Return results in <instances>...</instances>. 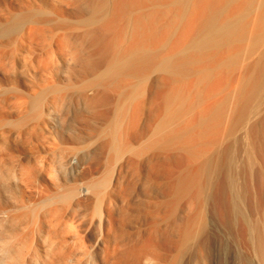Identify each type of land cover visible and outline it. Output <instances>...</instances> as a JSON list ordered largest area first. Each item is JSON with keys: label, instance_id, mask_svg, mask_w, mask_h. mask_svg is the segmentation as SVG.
Listing matches in <instances>:
<instances>
[{"label": "bare ground", "instance_id": "6f19581e", "mask_svg": "<svg viewBox=\"0 0 264 264\" xmlns=\"http://www.w3.org/2000/svg\"><path fill=\"white\" fill-rule=\"evenodd\" d=\"M176 1L184 10L189 0ZM165 2L113 0L107 8L109 0H92L90 12L79 23L60 22L56 26L64 30L57 35V50L70 49L82 72L95 74L80 88H104L92 97L84 94L89 107L107 103L110 96L106 89L117 93L124 103L133 98L141 100L135 105L137 118L129 133H125L124 143L145 137L134 153L140 156L151 150L161 158L155 165L162 166L167 177L163 191L166 202L147 210L152 217L148 220L149 234L156 236L161 232L154 213H162L164 221L173 223L170 230L176 234L170 233L177 235L178 240L166 241H169V250L170 244L175 243L177 254L167 256L158 251L166 238L158 245L154 244L158 239L127 243L122 238L118 241L122 243L114 249L113 261L115 264H162V261L184 264L180 254L191 243L207 250L209 228L202 213L205 208L214 211L222 222L230 210V222L225 226L228 230L234 229L238 234L236 240L264 264V113H261L264 107V0H199L198 16H159L162 12L157 5ZM145 4L147 16H131L132 6ZM104 10H108L109 16H101ZM37 13L27 7L13 14L1 32L16 33ZM181 17H187L183 25L179 22ZM76 28L83 29L77 32ZM132 78L141 81L129 85L127 81ZM150 82L156 89L147 107V128L141 132L138 122L146 104L143 95ZM54 91L60 90L53 88L51 92ZM40 101L41 96L33 99L34 114H38ZM124 103L114 107V119L106 132L108 144L116 152L126 146L119 139L126 112ZM96 114L105 121L109 118V112ZM244 136L249 139V147L246 150L240 147L238 152L247 154L254 163L249 167L250 161L247 162L241 171L245 185L239 195L232 193L237 172L232 144L239 143ZM79 137L72 140L78 141ZM175 150H180V155L173 166L171 152ZM137 165L133 163V172ZM218 179L220 182L216 183ZM105 184L107 180H100L91 188L99 190ZM129 191L136 193L134 187ZM239 197L246 199L247 206L256 200L249 212L252 218L238 204ZM181 204L188 206L190 214L177 222ZM8 244L3 243L4 252L9 250ZM3 260L1 257L0 262Z\"/></svg>", "mask_w": 264, "mask_h": 264}, {"label": "rangeland", "instance_id": "374dc122", "mask_svg": "<svg viewBox=\"0 0 264 264\" xmlns=\"http://www.w3.org/2000/svg\"><path fill=\"white\" fill-rule=\"evenodd\" d=\"M90 1L0 0V258L4 259L0 264H111L116 258L114 249L122 243H118L122 238L127 243L158 239L160 242L152 241L156 245L163 243V238L172 240L170 242L178 240L177 235L171 236L175 233L170 230L173 223L164 221L162 213L158 212L154 215H157L161 235L158 233L152 238L149 234L152 217L147 210L155 209L167 199L163 194L167 180L165 170L155 165L161 158L154 156L151 150L140 156L134 153L145 137L124 143L125 133H129L137 118L135 105L141 100L133 98L124 103L117 93L106 89L110 96L107 103L89 107L83 96L92 97L102 87L85 90L80 87L95 74L85 75L80 64L73 60L70 49L57 50V35L64 30L56 26L60 22L79 23L90 12ZM174 1L158 4L162 12L159 16H198L199 0H189L184 10ZM112 3L113 0H109L107 8ZM27 7L39 13L16 33L3 34L2 26L13 14ZM147 11L146 4L134 5L131 16H147ZM101 16H109L108 10ZM186 20L187 17H181L179 22L183 25ZM140 81L132 78L127 82L131 85ZM53 88L60 91L51 92ZM155 89L150 82L143 95L146 104L138 122L141 132L147 128V107ZM36 96H41L38 114H34L36 108H32ZM121 103L126 105V112L121 120L119 139L121 145L126 146L116 152L108 144L106 132L114 119V107ZM99 112H109L108 120H102L96 114ZM75 136H80L78 141L72 140ZM248 145L249 139L245 136L239 143L232 144L237 169L234 194L240 195L244 189L241 171L245 164L250 161V167L254 163L247 154L238 152L240 147L246 150ZM173 146L178 147V144ZM179 155L180 150L171 152L173 166ZM135 162L138 165L133 172ZM212 178L215 181V172ZM100 180H107V184L99 190L91 188ZM131 187L136 189L134 195L129 191ZM245 201L239 197L238 204L248 215L256 200L250 206ZM202 213L209 228L207 250L191 243L188 250L180 254L182 263L260 264L236 240V231L225 226L230 210L225 222L214 211L203 208ZM188 214V206L181 204L177 222ZM163 234L169 235L164 237ZM3 243H9L6 252L2 249ZM167 243L169 241L160 244L158 251L167 256L177 254L175 243L170 244L175 252L169 250ZM164 247L167 249L163 250ZM240 257L246 259L244 263Z\"/></svg>", "mask_w": 264, "mask_h": 264}]
</instances>
